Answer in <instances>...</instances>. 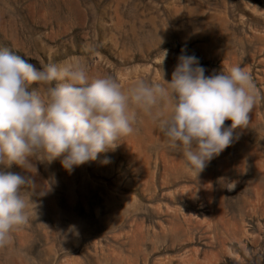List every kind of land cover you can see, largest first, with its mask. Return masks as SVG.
Here are the masks:
<instances>
[{"label": "rangeland", "instance_id": "obj_1", "mask_svg": "<svg viewBox=\"0 0 264 264\" xmlns=\"http://www.w3.org/2000/svg\"><path fill=\"white\" fill-rule=\"evenodd\" d=\"M0 27V49L37 67L79 61L125 91L166 87L183 49L205 75L239 65L261 97L199 174L163 135L157 153L152 140L136 151L122 137L71 172L37 154V187L22 189L29 222L0 264H264V0H0ZM133 108L141 133L144 112Z\"/></svg>", "mask_w": 264, "mask_h": 264}, {"label": "clouds", "instance_id": "obj_2", "mask_svg": "<svg viewBox=\"0 0 264 264\" xmlns=\"http://www.w3.org/2000/svg\"><path fill=\"white\" fill-rule=\"evenodd\" d=\"M206 71L182 49L166 87L138 81L125 91L110 74L90 77L79 61L37 67L0 49V248L29 222L22 189L37 187L33 157L59 158L69 172L96 161L137 131L133 106L158 124L188 170L203 171L234 142L237 129L247 128L261 99L251 75L239 65L227 72ZM108 162L105 156L102 163ZM13 165L31 175L11 171Z\"/></svg>", "mask_w": 264, "mask_h": 264}, {"label": "bare ground", "instance_id": "obj_3", "mask_svg": "<svg viewBox=\"0 0 264 264\" xmlns=\"http://www.w3.org/2000/svg\"><path fill=\"white\" fill-rule=\"evenodd\" d=\"M226 25H227V22H226ZM224 25V27L226 26ZM219 28L221 29V26L219 25ZM0 31L5 33V32H8L6 28L4 27H0ZM10 34H12L10 32ZM231 52H232V55L234 54V49L232 48L231 49ZM228 64V63H227ZM93 73V72H92ZM140 115L143 117V122H142V132L141 133H138V132H134L133 135V144H131L130 140L127 141V138L125 137L124 138V141L122 142L123 145L127 146V148L129 150H142L143 148L145 147H150L151 145V140L156 137V136H162L163 134L158 130V124L153 122L151 120V118L149 116H146L144 113H140ZM158 130V132L156 134H153V132H156ZM153 143H154V147L155 145L159 146V148L156 150L155 153H157V151L159 149H163L159 143V140H152ZM165 141L167 142V139L166 140H163V143H165ZM133 148H132V147ZM161 153L164 155L165 157V160H167V156L164 154V151H161ZM256 155V153H254ZM257 156V155H256ZM261 176H264V168H263V171L261 170Z\"/></svg>", "mask_w": 264, "mask_h": 264}]
</instances>
